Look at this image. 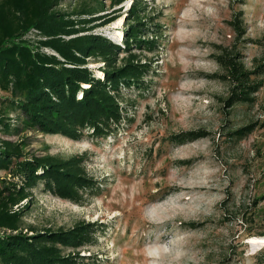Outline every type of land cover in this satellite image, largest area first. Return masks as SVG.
<instances>
[{"label": "rangeland", "instance_id": "rangeland-1", "mask_svg": "<svg viewBox=\"0 0 264 264\" xmlns=\"http://www.w3.org/2000/svg\"><path fill=\"white\" fill-rule=\"evenodd\" d=\"M132 1L114 7L111 0H61L60 9L117 17L94 33L123 46ZM142 1L147 28L158 35L142 39L157 43L134 51L152 70L143 88L122 89L127 112L115 133L87 134L80 142L27 135L28 149L39 155L86 154L99 188L81 204L35 189L26 223L93 224L96 242L81 252L87 263L264 264V245L252 243L264 233V86L254 104L228 114L229 85L214 76L223 74L215 60L223 49L239 50L248 67L264 61V0ZM239 19L244 38L234 27ZM27 37L38 39L35 31ZM102 66L91 68L101 77ZM251 123L259 127L246 139L228 136ZM199 130L210 134L185 144L172 140Z\"/></svg>", "mask_w": 264, "mask_h": 264}, {"label": "trees", "instance_id": "trees-1", "mask_svg": "<svg viewBox=\"0 0 264 264\" xmlns=\"http://www.w3.org/2000/svg\"><path fill=\"white\" fill-rule=\"evenodd\" d=\"M127 1L111 0V5ZM144 4L132 1L134 19L120 46L94 33L115 21V16L94 17L86 8L78 13L64 11L61 0H0V173L4 174L0 175V264H97L92 258L93 263H87L81 255L96 242L93 224L39 229L26 223L35 189L42 187L54 197L81 204L99 188L87 171L86 154L39 155L28 149L27 135L80 142L87 134L104 138L115 133L127 112L122 89L143 88L152 70L134 51L153 50L157 43L142 39L158 36L147 28L146 14L141 15ZM241 20L234 27L244 38ZM34 31L38 39L28 38ZM215 60L223 74L214 76L229 85L223 100L228 114L238 105L254 104L264 86L263 59H254L253 67H248L241 52L230 48ZM96 63L103 64L101 77L91 68ZM258 127L251 123L228 136L241 141ZM209 134L182 132L172 140L185 144Z\"/></svg>", "mask_w": 264, "mask_h": 264}, {"label": "bare ground", "instance_id": "bare-ground-1", "mask_svg": "<svg viewBox=\"0 0 264 264\" xmlns=\"http://www.w3.org/2000/svg\"><path fill=\"white\" fill-rule=\"evenodd\" d=\"M252 243L255 244V245H264V236L263 237H259V238H254L252 240Z\"/></svg>", "mask_w": 264, "mask_h": 264}]
</instances>
